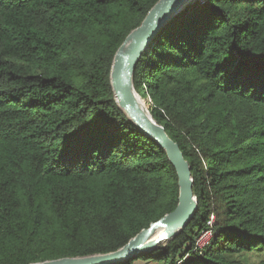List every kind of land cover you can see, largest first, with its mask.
<instances>
[{
	"label": "trees",
	"instance_id": "1",
	"mask_svg": "<svg viewBox=\"0 0 264 264\" xmlns=\"http://www.w3.org/2000/svg\"><path fill=\"white\" fill-rule=\"evenodd\" d=\"M157 1L0 0V264L109 253L174 210V169L109 85L114 53ZM133 87L190 165L197 210L164 247L121 264L264 252V0L187 6Z\"/></svg>",
	"mask_w": 264,
	"mask_h": 264
},
{
	"label": "water",
	"instance_id": "2",
	"mask_svg": "<svg viewBox=\"0 0 264 264\" xmlns=\"http://www.w3.org/2000/svg\"><path fill=\"white\" fill-rule=\"evenodd\" d=\"M202 0H158L140 25L133 29L117 48L109 70V85L117 108L138 132L160 148L174 169L177 203L173 211L142 229L122 247L105 254L67 257L33 264H121L137 256L164 247L188 225L197 210L193 193L191 167L179 146L171 140L164 127L157 124L149 111L143 113L133 87V74L141 56L156 36L187 6Z\"/></svg>",
	"mask_w": 264,
	"mask_h": 264
},
{
	"label": "rangeland",
	"instance_id": "3",
	"mask_svg": "<svg viewBox=\"0 0 264 264\" xmlns=\"http://www.w3.org/2000/svg\"><path fill=\"white\" fill-rule=\"evenodd\" d=\"M148 97L149 96L146 95L145 97H143V98L140 97V98L150 108L152 106L148 104ZM235 260L238 261V262H240L241 264H257V263H259L261 261H264V252H262L261 250H257V251L252 252V253L240 254L238 256H235ZM133 264H160V263L144 262V261L138 260V261H136Z\"/></svg>",
	"mask_w": 264,
	"mask_h": 264
},
{
	"label": "built area",
	"instance_id": "4",
	"mask_svg": "<svg viewBox=\"0 0 264 264\" xmlns=\"http://www.w3.org/2000/svg\"><path fill=\"white\" fill-rule=\"evenodd\" d=\"M148 104L153 106L152 100L150 99V97H148ZM212 224H213V216L210 217L209 222L207 223V225L209 226V229H207L206 231H203L195 240V247L196 248H203L206 245H208V241L211 237V228H212Z\"/></svg>",
	"mask_w": 264,
	"mask_h": 264
},
{
	"label": "bare ground",
	"instance_id": "5",
	"mask_svg": "<svg viewBox=\"0 0 264 264\" xmlns=\"http://www.w3.org/2000/svg\"><path fill=\"white\" fill-rule=\"evenodd\" d=\"M137 101H138L139 107L141 108V110L143 111V113L146 114L147 109H146V107L144 106V104H143V102L141 101V99L139 98V99H137ZM140 101H141V102H140Z\"/></svg>",
	"mask_w": 264,
	"mask_h": 264
}]
</instances>
